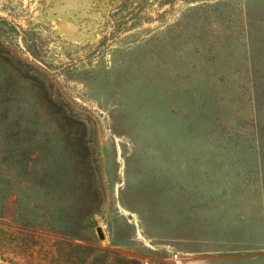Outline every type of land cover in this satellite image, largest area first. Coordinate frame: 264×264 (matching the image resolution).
Returning <instances> with one entry per match:
<instances>
[{
	"label": "rangeland",
	"instance_id": "rangeland-1",
	"mask_svg": "<svg viewBox=\"0 0 264 264\" xmlns=\"http://www.w3.org/2000/svg\"><path fill=\"white\" fill-rule=\"evenodd\" d=\"M0 264H264V0H0Z\"/></svg>",
	"mask_w": 264,
	"mask_h": 264
},
{
	"label": "water",
	"instance_id": "water-1",
	"mask_svg": "<svg viewBox=\"0 0 264 264\" xmlns=\"http://www.w3.org/2000/svg\"><path fill=\"white\" fill-rule=\"evenodd\" d=\"M100 235H103L102 231H99Z\"/></svg>",
	"mask_w": 264,
	"mask_h": 264
},
{
	"label": "trees",
	"instance_id": "trees-1",
	"mask_svg": "<svg viewBox=\"0 0 264 264\" xmlns=\"http://www.w3.org/2000/svg\"><path fill=\"white\" fill-rule=\"evenodd\" d=\"M52 99H49V101H51ZM59 102H61V101H59Z\"/></svg>",
	"mask_w": 264,
	"mask_h": 264
}]
</instances>
